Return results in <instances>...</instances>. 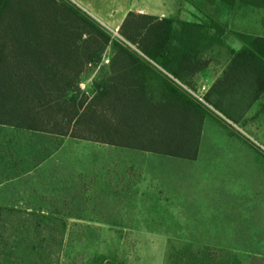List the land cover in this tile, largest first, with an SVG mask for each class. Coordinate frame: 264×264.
<instances>
[{"label": "rangeland", "instance_id": "obj_1", "mask_svg": "<svg viewBox=\"0 0 264 264\" xmlns=\"http://www.w3.org/2000/svg\"><path fill=\"white\" fill-rule=\"evenodd\" d=\"M172 1L179 12L170 17L215 21L224 29L222 44L205 51V68L190 79L192 90L173 79L206 113L197 156L165 159L98 144L76 147L89 157L84 162L76 158L79 167L92 172L112 164L113 178L89 182L90 194L80 198L82 207L71 196L50 205L26 203L30 197L21 196L19 203L1 205L0 264H264V93L244 109L246 78L233 75L231 67L215 92L222 93V107L238 122L204 100L226 69L230 49L242 46L234 33L264 36V8L239 0L233 6L192 0L194 7L186 0ZM104 28L112 38L124 40ZM115 56L107 48L101 62L85 73L79 86L85 95L91 96L93 82L111 72ZM75 153L72 147L69 159L57 155L60 169ZM80 215L84 219L73 217Z\"/></svg>", "mask_w": 264, "mask_h": 264}, {"label": "trees", "instance_id": "obj_2", "mask_svg": "<svg viewBox=\"0 0 264 264\" xmlns=\"http://www.w3.org/2000/svg\"><path fill=\"white\" fill-rule=\"evenodd\" d=\"M240 2L263 5V0ZM222 32L215 21L129 11L119 27L122 41L70 0H0V124L194 159L206 113L148 60L192 89L190 79L205 68V51L222 44ZM234 34L242 46L230 49L223 74L233 67V75L246 78L241 96L249 108L264 93V36ZM107 48L116 54L111 72L94 81L87 96L80 83ZM220 80L204 100L238 122L222 107V93L215 92ZM3 222L0 213V252Z\"/></svg>", "mask_w": 264, "mask_h": 264}, {"label": "crops", "instance_id": "obj_3", "mask_svg": "<svg viewBox=\"0 0 264 264\" xmlns=\"http://www.w3.org/2000/svg\"><path fill=\"white\" fill-rule=\"evenodd\" d=\"M70 1L102 26L109 29L119 28L129 11L151 14L158 17H170L171 15L175 16L176 14L174 12H179L178 7L175 6V3L172 0ZM193 5L194 3L191 6ZM243 5L264 8V0L262 6L250 4ZM189 8L191 15L195 14V11L191 9L192 7ZM178 19L197 22L192 19L182 18L181 16ZM224 70L225 68L221 72L220 76L216 77L213 81L211 86L208 88V91L222 76ZM198 72H196L194 76ZM166 74L181 83L171 74L167 72ZM182 86L188 90H192L184 84H182ZM244 109L247 110L246 107ZM92 144L107 146L108 150L124 148V150L132 152L150 154L147 155L148 157L158 156L165 159H167V157H172L168 154L79 139L71 137L70 135L57 134L55 132L0 124V204L19 203L21 202L19 200L21 196H24V198L30 197V200H25L26 203H31L33 205H50L58 202L62 203L60 200L61 197L68 198L71 196L78 197L79 199H77L74 204H79V206L82 207L80 198L85 197L86 193L87 196L90 194L89 182H92L93 179L103 178V176L107 179L113 178L112 173H114L112 164H108L105 168L102 166L101 169L94 170L92 172H90L91 170L87 167L82 168L81 166H78L80 162L88 160L89 157L85 150H78L76 147L81 145L89 146ZM72 147H75L76 150L74 158L70 159V162L64 164L63 169H60L63 163L59 160L57 161V155L61 154L64 156L65 160L69 159L71 156L69 152ZM76 158L80 162H78ZM115 167L116 166H113L114 169ZM144 172H147V168ZM45 197L47 198L45 199ZM90 198L91 197H88L89 201L91 200ZM63 202L65 203L66 201L63 199ZM83 203H85V201H83ZM96 209L93 211L96 212ZM85 210L87 209L85 208ZM73 217L84 219L82 215ZM62 218L67 219L68 217L63 216ZM70 218H72V216H70ZM90 218L97 219L99 216L96 215Z\"/></svg>", "mask_w": 264, "mask_h": 264}, {"label": "built area", "instance_id": "obj_4", "mask_svg": "<svg viewBox=\"0 0 264 264\" xmlns=\"http://www.w3.org/2000/svg\"><path fill=\"white\" fill-rule=\"evenodd\" d=\"M110 31H112L115 35H117V36H120L119 35V28L117 27V28H114V29H110Z\"/></svg>", "mask_w": 264, "mask_h": 264}, {"label": "water", "instance_id": "obj_5", "mask_svg": "<svg viewBox=\"0 0 264 264\" xmlns=\"http://www.w3.org/2000/svg\"><path fill=\"white\" fill-rule=\"evenodd\" d=\"M106 264H108V263H106Z\"/></svg>", "mask_w": 264, "mask_h": 264}]
</instances>
